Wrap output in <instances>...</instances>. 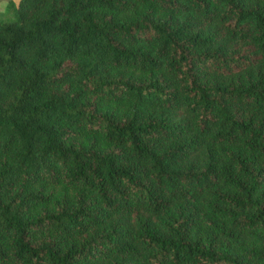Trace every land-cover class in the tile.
<instances>
[{
  "label": "trees",
  "instance_id": "trees-1",
  "mask_svg": "<svg viewBox=\"0 0 264 264\" xmlns=\"http://www.w3.org/2000/svg\"><path fill=\"white\" fill-rule=\"evenodd\" d=\"M0 22V264H264V0H18Z\"/></svg>",
  "mask_w": 264,
  "mask_h": 264
},
{
  "label": "rangeland",
  "instance_id": "rangeland-1",
  "mask_svg": "<svg viewBox=\"0 0 264 264\" xmlns=\"http://www.w3.org/2000/svg\"><path fill=\"white\" fill-rule=\"evenodd\" d=\"M18 0H0V22L16 19L14 7Z\"/></svg>",
  "mask_w": 264,
  "mask_h": 264
}]
</instances>
